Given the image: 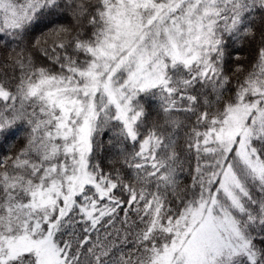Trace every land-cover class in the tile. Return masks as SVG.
<instances>
[{
  "label": "snow or ice",
  "instance_id": "snow-or-ice-1",
  "mask_svg": "<svg viewBox=\"0 0 264 264\" xmlns=\"http://www.w3.org/2000/svg\"><path fill=\"white\" fill-rule=\"evenodd\" d=\"M257 30L264 0H0V264H264V39L226 69Z\"/></svg>",
  "mask_w": 264,
  "mask_h": 264
},
{
  "label": "trees",
  "instance_id": "trees-1",
  "mask_svg": "<svg viewBox=\"0 0 264 264\" xmlns=\"http://www.w3.org/2000/svg\"><path fill=\"white\" fill-rule=\"evenodd\" d=\"M74 23L75 21L70 14L57 21V25H62L69 28L73 27ZM54 26L56 25H49L46 28L43 24H41L40 26L36 27L34 31H31L25 40V43L31 42L32 45H36V47H33L31 51L35 60L42 65L50 63L43 55L41 49H51L53 46L54 38L48 33ZM256 27L257 29L259 28L258 18ZM262 39H264V37H262L260 32L257 30L255 33V38H238L230 43V46L226 50V69L228 70L229 75L235 72L239 66L248 67L250 65V63L254 60L256 49L261 46ZM37 41H39V44H37ZM12 49L19 51L14 42H9L7 46H5L3 42H0V62L13 55ZM0 71H2V69H0ZM9 75H11L10 71ZM105 163H108V161H105Z\"/></svg>",
  "mask_w": 264,
  "mask_h": 264
},
{
  "label": "rangeland",
  "instance_id": "rangeland-1",
  "mask_svg": "<svg viewBox=\"0 0 264 264\" xmlns=\"http://www.w3.org/2000/svg\"><path fill=\"white\" fill-rule=\"evenodd\" d=\"M232 41H230V43H231Z\"/></svg>",
  "mask_w": 264,
  "mask_h": 264
}]
</instances>
